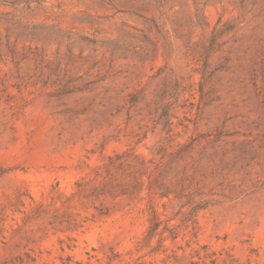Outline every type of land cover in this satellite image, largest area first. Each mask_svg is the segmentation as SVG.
Masks as SVG:
<instances>
[{"label":"rangeland","instance_id":"374dc122","mask_svg":"<svg viewBox=\"0 0 264 264\" xmlns=\"http://www.w3.org/2000/svg\"><path fill=\"white\" fill-rule=\"evenodd\" d=\"M0 264H264V0H0Z\"/></svg>","mask_w":264,"mask_h":264}]
</instances>
